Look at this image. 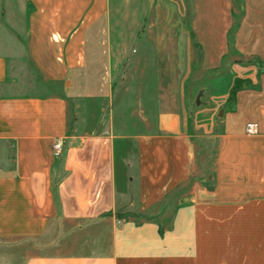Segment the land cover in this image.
<instances>
[{
	"label": "crops",
	"instance_id": "0c3cea01",
	"mask_svg": "<svg viewBox=\"0 0 264 264\" xmlns=\"http://www.w3.org/2000/svg\"><path fill=\"white\" fill-rule=\"evenodd\" d=\"M12 244L0 264H264V0H0Z\"/></svg>",
	"mask_w": 264,
	"mask_h": 264
},
{
	"label": "rangeland",
	"instance_id": "374dc122",
	"mask_svg": "<svg viewBox=\"0 0 264 264\" xmlns=\"http://www.w3.org/2000/svg\"><path fill=\"white\" fill-rule=\"evenodd\" d=\"M27 69V68H26ZM28 70V69H27ZM232 79V74H222L221 75V79H219V82L213 86H215V88H212V84L211 83H207L204 79L203 81L202 80H199L200 82V86L202 85H208L210 86L211 88H203V87H200L199 89V92H198V96L196 97L197 101L196 102H205L207 100V96L208 94H210L211 92H215V93H226L227 91V86L229 85V80ZM43 91V90H42ZM196 92V89L193 90V96H192V99L195 98L194 94ZM195 99V100H196ZM197 103V104H198ZM192 107L195 109V105H194V101L192 100ZM205 105H200L198 106L197 109H200L202 110L204 108ZM212 108L215 107V109L213 110H203L201 112H199V116H197V123L200 124V126L197 128V130H195V132L199 133V137H198V144H199V147L200 149L204 150V162L207 163L208 161H210V154L212 152V148H213V143H214V134H216L219 129H220V124H219V120L221 118V114H222V110L221 109H217L218 106H214V105H211ZM218 110V111H217ZM194 117V116H193ZM195 120V121H196ZM194 121V122H195ZM193 122V123H194ZM207 131H208V134H210L208 137L207 135ZM18 250H15L14 249V245H8L6 247H1L0 246V252L4 255H7V256H11L13 258V256H15V253L17 252ZM25 251H28V250H23V252L25 253Z\"/></svg>",
	"mask_w": 264,
	"mask_h": 264
},
{
	"label": "built area",
	"instance_id": "2783aa9c",
	"mask_svg": "<svg viewBox=\"0 0 264 264\" xmlns=\"http://www.w3.org/2000/svg\"><path fill=\"white\" fill-rule=\"evenodd\" d=\"M248 125H250V124H248ZM52 150H53V154L55 156L60 155L61 150H62V144H61L60 140H57L56 139V140L53 141V143H52Z\"/></svg>",
	"mask_w": 264,
	"mask_h": 264
}]
</instances>
